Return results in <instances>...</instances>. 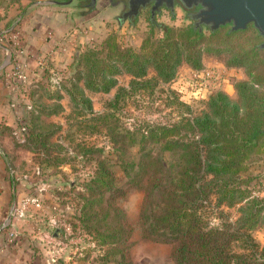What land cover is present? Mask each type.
<instances>
[{"label":"trees","instance_id":"obj_1","mask_svg":"<svg viewBox=\"0 0 264 264\" xmlns=\"http://www.w3.org/2000/svg\"><path fill=\"white\" fill-rule=\"evenodd\" d=\"M21 1L7 0L9 5ZM218 28L209 29L210 36ZM245 28L229 29L227 35ZM255 31L261 35L257 28ZM204 39L203 30L193 22L164 24L163 36H147L139 49L123 46L115 34H108L100 47L90 48L80 57L86 71L77 69L72 81L89 75L83 81L85 86L108 92L118 83L115 75L124 69L132 74L131 89L162 84L173 95L176 110L169 120L142 119L124 132L113 131L110 142L114 149L90 169L86 202L79 215H69V219L77 218L95 244L103 247L100 264H111V256L116 254L118 264H128L132 229L116 199L133 187L144 193L138 215L142 237L169 243L173 264H264V244L252 233L259 221L264 222V197L252 195L244 200L235 219L223 207L249 195L244 186L247 179L241 176L248 168L247 159L264 141V64L261 70L257 68L264 62V57L259 58L264 55V41L240 53L232 50L228 64L245 67L247 75L234 85L237 97L219 89L203 100V108L194 111L164 84L174 79L182 61L194 69L202 67L203 50L212 49L208 42L201 45ZM148 67L155 76H146ZM127 90V86H119L108 103L118 102ZM26 126L25 140H32L35 134L42 138L38 131L30 132L38 125L31 127L26 121ZM134 146L137 151L133 154ZM217 217L223 219L218 222ZM78 225L74 223L72 229Z\"/></svg>","mask_w":264,"mask_h":264},{"label":"rangeland","instance_id":"obj_2","mask_svg":"<svg viewBox=\"0 0 264 264\" xmlns=\"http://www.w3.org/2000/svg\"><path fill=\"white\" fill-rule=\"evenodd\" d=\"M23 1H42L36 4L40 7L32 10L30 16L36 19V25L38 19L47 20L44 34L50 48L43 51L51 54L49 53L48 61L39 74L29 84L23 85L18 94L19 115L23 114L21 106L24 99H27L24 96L28 97L33 106L30 118L20 116L21 119L29 121L31 127L38 125L37 130L31 128L30 132L38 131L42 138H37L39 136L34 133L32 140H25L28 129L24 133L19 131L18 118L16 131L9 129L8 134L10 146L5 151L13 168V177L22 186L19 201L30 193H37L40 194L43 205L41 209L31 207L29 213L19 219L22 226L30 222L34 231L40 226L46 230L43 238L40 234L31 236L38 240L35 246L31 244V251L38 256L40 264H100V257L105 253L103 247L95 244L85 228L80 226L82 224L76 222L77 218L69 219V215H79V209L86 202L90 169L94 168L96 161L106 155L108 150L114 149L110 142L113 131L124 132L126 127L131 128L142 119L169 120L175 116L176 110L172 104L173 95L166 88L163 90L162 84L131 89L129 81L132 74L124 69L115 75L118 83L108 92L85 86L83 81L89 79V75L79 82L72 81L71 78L75 76L77 69L86 71L85 61L80 63L82 53L90 48L100 47L102 38L108 34H115L123 46L139 49L147 36L151 39L162 37L164 24L185 26L192 23V19L180 6H176L172 12L163 8L151 20L145 11L132 19H120V5L110 0H95L93 4H90L91 0L21 2ZM11 6L7 0H0V7ZM255 28L252 23H248L245 30L229 36L227 32L230 24H224L210 36L209 28L202 27L205 39L201 45L208 42L207 45L212 49L203 50L201 68L220 67L228 84L232 85H228L227 89L232 88V92L228 94L233 98L237 97L235 83L247 79V75L245 67L228 64L229 57L233 49L240 53L253 47L259 40L264 41V35L256 34ZM49 30L53 32L54 39H48ZM263 64L264 62L257 64L258 70L263 68ZM188 67L189 63L182 61L174 79L164 84V87L173 89L180 100L191 104L192 110L199 111L204 107L203 100L221 89V83L212 82L204 86L206 90L204 88L201 94L203 96L190 95L189 90L193 86L189 85L191 69L188 70ZM52 69L58 72L59 87L52 83ZM146 76H155L152 67H148ZM123 85L128 90L121 93L118 102L109 104L110 97ZM181 86L186 89L183 99L177 90ZM136 151L137 146L131 148L133 154ZM246 164L248 168L241 177L247 179L244 186L249 195L232 206L223 204L232 219L238 217L244 200L249 199L252 192L256 196L260 191L259 197H264V141L250 155ZM70 183L75 186L71 187ZM143 194L141 188L133 187L116 199L132 229L128 240V264H173L169 243L154 241L141 235L138 215ZM222 219L217 217L216 221L220 222ZM74 223L80 225L72 229ZM252 233L261 245L264 244V222L259 221ZM118 257V254L111 256L113 261L110 263L118 264L114 260Z\"/></svg>","mask_w":264,"mask_h":264},{"label":"crops","instance_id":"obj_3","mask_svg":"<svg viewBox=\"0 0 264 264\" xmlns=\"http://www.w3.org/2000/svg\"><path fill=\"white\" fill-rule=\"evenodd\" d=\"M38 2L42 3V1ZM37 3H25L23 1L11 7H0V227H2L0 231V264H40L38 256H35L34 251H31V244L35 246L38 240L32 239L31 236H37L38 234L42 238L46 236V230L41 226L36 228V232L30 222H26L22 226L20 219L14 221L13 228L11 224L9 225V220L12 218L10 213L17 206L22 195V186L17 184L13 177V168L9 164L5 151H8L10 146L9 129L12 132L16 131V120L19 117V109L12 108L9 102L7 75L9 71V52L12 48L13 39L9 37V28L18 31L22 42L29 50L28 52L31 55H24V58L29 60L34 76L39 74L38 72L43 68L37 65L36 57L43 54L44 49L50 48V43L46 41L44 34V26L47 20L40 21L37 18L36 22L38 23L36 25V19L30 16L32 10L40 7L36 6ZM23 12L26 14L24 15ZM16 20H20V22L16 23ZM190 69L188 67V70ZM220 85V88L227 93L232 92V88L227 89L228 85H231L228 84L227 79H224ZM11 228L16 232L13 238H9ZM31 232L32 234H30Z\"/></svg>","mask_w":264,"mask_h":264},{"label":"built area","instance_id":"obj_4","mask_svg":"<svg viewBox=\"0 0 264 264\" xmlns=\"http://www.w3.org/2000/svg\"><path fill=\"white\" fill-rule=\"evenodd\" d=\"M18 22V21H17ZM16 22V23H17ZM15 23V24H16ZM48 39L51 40L53 37V32L49 30L47 32ZM9 37L12 39V48L9 52V71H8V87H9V102L12 108L19 109V90L20 88L26 84H29L33 80L34 74L31 70V65L28 59L24 58V55H29V50L25 47V44L22 42V39L20 38V34L17 30L13 28H9ZM31 55V54H30ZM49 53H43L36 57L37 65L44 67L48 61ZM190 79L189 85L193 86L190 91V95L193 94V96L201 95L204 86L208 85L209 83H218L220 84L224 79L225 76L222 74V70L220 67H204L200 69H194L191 68L190 71ZM58 72L55 71V69H52V83L59 87V76L57 75ZM178 92H180V97L183 99L184 94L186 92V89L181 86V88L177 89ZM203 96V95H201ZM27 99H24V103L21 106L23 110V114L19 115L18 119L20 120V128L19 131L21 133H24L27 131L26 126V120H22L20 116H23L24 118H27L28 111L30 109V101ZM19 113V112H18ZM23 121V122H22ZM256 196L260 195V191L256 193ZM252 195L253 192H252ZM31 207H34L36 209H41L43 207L42 205V199L40 197V194L37 193H30L29 195L23 197L17 204V206L12 209L10 213V217H12L9 220V225H12V228L14 226V221L16 219H19L21 216L27 215L31 209ZM9 217V218H10ZM9 230V238H13L16 235V232L14 230ZM2 227H0L1 231Z\"/></svg>","mask_w":264,"mask_h":264},{"label":"water","instance_id":"obj_5","mask_svg":"<svg viewBox=\"0 0 264 264\" xmlns=\"http://www.w3.org/2000/svg\"><path fill=\"white\" fill-rule=\"evenodd\" d=\"M145 1L130 0L131 12L136 13L140 3ZM196 2L201 4L200 9L194 14V17L199 18L196 24L200 26L204 24L214 30L230 23V29H239L252 23L259 33L264 35V0H197ZM185 4L190 6L187 1ZM262 46L264 47V42Z\"/></svg>","mask_w":264,"mask_h":264},{"label":"flooded vegetation","instance_id":"obj_6","mask_svg":"<svg viewBox=\"0 0 264 264\" xmlns=\"http://www.w3.org/2000/svg\"><path fill=\"white\" fill-rule=\"evenodd\" d=\"M95 0H91L90 4H93ZM113 3H116V5H120L121 15H119V18L124 19H132L136 16H138L140 13L145 11L149 19H154V16L159 13L163 8L168 9L169 11H173L176 6L182 7L186 15H188L195 26H197L199 29H202L201 26H206L202 24L201 26L199 24H196V21H198V17H194V14L200 9L201 4L200 2H196L197 0H185L188 3H190V6H186L184 0H146L144 3H140L139 8L137 9V12H131V3L130 0H110ZM155 6V7H154ZM230 24V23H227ZM231 26V24H230ZM208 28V27H207Z\"/></svg>","mask_w":264,"mask_h":264}]
</instances>
